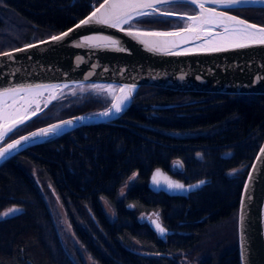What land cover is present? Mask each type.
Listing matches in <instances>:
<instances>
[{
	"label": "trees",
	"instance_id": "obj_1",
	"mask_svg": "<svg viewBox=\"0 0 264 264\" xmlns=\"http://www.w3.org/2000/svg\"><path fill=\"white\" fill-rule=\"evenodd\" d=\"M101 1L0 0V53L61 32ZM161 9L194 13L187 5ZM226 11L264 26V8ZM183 22L149 15L132 24L166 30ZM85 99L56 118H34L6 140L109 104L107 97L102 104L91 95ZM263 139L264 94L140 86L118 119L78 127L0 164V264H83L76 245L72 251L63 243L52 209L29 173L32 167L40 180L49 181L78 245L97 264H178L177 252L196 264H238L236 207ZM155 168L183 183L207 182L187 197L152 193L147 181ZM101 199L111 206L112 220ZM150 214L172 233L159 238ZM226 221L228 232L222 225Z\"/></svg>",
	"mask_w": 264,
	"mask_h": 264
},
{
	"label": "water",
	"instance_id": "obj_2",
	"mask_svg": "<svg viewBox=\"0 0 264 264\" xmlns=\"http://www.w3.org/2000/svg\"><path fill=\"white\" fill-rule=\"evenodd\" d=\"M171 5L190 6L194 13L161 9ZM235 8H264V0H102L61 32L1 52L0 105L26 97H39V101L27 113L0 120V164L78 127L118 119L140 86L205 94H264V26L226 11ZM149 15L184 22L166 30L132 24ZM84 85L109 87L113 95L108 106L48 122L6 140L43 113L60 92ZM206 182L183 183L155 168L147 188L152 193L187 197ZM149 223L161 239L172 233L157 216ZM236 252L238 264H264V139L238 198Z\"/></svg>",
	"mask_w": 264,
	"mask_h": 264
},
{
	"label": "rangeland",
	"instance_id": "obj_3",
	"mask_svg": "<svg viewBox=\"0 0 264 264\" xmlns=\"http://www.w3.org/2000/svg\"><path fill=\"white\" fill-rule=\"evenodd\" d=\"M88 93V94H87ZM86 95H91V98L95 100L96 102H99L102 104L104 102V98L109 99V103L111 100V97L113 95V92L111 93L109 90H106L105 87L103 86H94V85H84V86H77V87H72V88H67L60 92L56 100L53 101V105L51 104L43 113H41L37 117H50V118H56L60 115V113L69 108H75L78 106H81L85 101ZM68 97V98H67ZM57 102V103H55ZM55 103V104H54ZM98 103V104H99ZM108 106V105H107ZM103 110V109H101ZM100 111V110H98ZM95 112V111H94ZM29 173L34 179L35 184L43 194L45 200L49 204V206L52 209L53 215L55 219L57 220V225L59 229L60 236L63 239V243H65L66 248L69 250H72L73 244L76 245L80 252V258L83 262V264H97L96 262L92 261L87 257L84 252L82 247L78 245V242L76 241L72 229L69 225L68 219L66 212L60 202V199L56 195L54 189L52 188L51 184L47 179L41 178L39 176V172L36 170V168L32 167L29 169ZM133 177H130L128 180L124 182V184L120 187L118 194L119 196H122L124 192L126 191L127 187L131 184ZM107 216L109 219L114 218L113 211L111 209V206L104 200H100ZM153 218L150 216L149 220ZM229 222H223L222 225L224 228L227 229L228 232V227ZM73 251V250H72ZM71 251V253H72ZM70 252V251H69ZM75 253V252H74ZM175 255L178 257L177 262L178 264H196L194 262H191L188 258H186V255L182 252H177ZM78 256V254H77ZM79 257V256H78Z\"/></svg>",
	"mask_w": 264,
	"mask_h": 264
},
{
	"label": "bare ground",
	"instance_id": "obj_4",
	"mask_svg": "<svg viewBox=\"0 0 264 264\" xmlns=\"http://www.w3.org/2000/svg\"><path fill=\"white\" fill-rule=\"evenodd\" d=\"M106 90H112L109 87H105ZM39 97H26L21 101H11L0 105V120H8L16 115L22 113H27L31 104H37Z\"/></svg>",
	"mask_w": 264,
	"mask_h": 264
},
{
	"label": "flooded vegetation",
	"instance_id": "obj_5",
	"mask_svg": "<svg viewBox=\"0 0 264 264\" xmlns=\"http://www.w3.org/2000/svg\"><path fill=\"white\" fill-rule=\"evenodd\" d=\"M150 216H152V217H154V216H157L158 217V215L157 214H150L147 218H148V220H149V218H150ZM159 219V218H158Z\"/></svg>",
	"mask_w": 264,
	"mask_h": 264
}]
</instances>
